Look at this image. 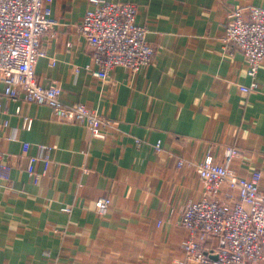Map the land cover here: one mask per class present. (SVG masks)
<instances>
[{
	"label": "crops",
	"instance_id": "obj_1",
	"mask_svg": "<svg viewBox=\"0 0 264 264\" xmlns=\"http://www.w3.org/2000/svg\"><path fill=\"white\" fill-rule=\"evenodd\" d=\"M105 1L138 6L154 61L135 74L116 67L103 82L85 69L93 50L77 26L94 6L52 0L61 25L43 38L38 80L113 124L106 138H92L48 106L6 97L0 83V153L11 166L0 178V264H179L189 237L182 210L204 192L196 163L208 153L223 163L234 147L231 171L261 170L264 187V63L260 88L242 92L248 62L223 40L232 10L264 8V0ZM179 160L190 165L179 168ZM106 197L112 204L99 215L94 204Z\"/></svg>",
	"mask_w": 264,
	"mask_h": 264
},
{
	"label": "built area",
	"instance_id": "obj_2",
	"mask_svg": "<svg viewBox=\"0 0 264 264\" xmlns=\"http://www.w3.org/2000/svg\"><path fill=\"white\" fill-rule=\"evenodd\" d=\"M94 6L78 24L79 34L92 48V65L85 69L103 82H110L116 67L133 74L152 64L156 49L148 41L149 29L137 23L138 6L132 2L89 0ZM52 0H0V83L11 99L50 107L55 116L68 123L85 125L92 138H106L113 122L83 103L68 104L62 89L42 85L35 72L38 60L45 56L42 42L46 34L55 37L61 23L53 18ZM226 47L235 46L248 62L249 85L245 93L260 88L258 73L264 63V8L245 6L232 10L225 26ZM55 64V60H53ZM1 109V105H0ZM20 109L18 112L20 113ZM33 120L25 118L24 128ZM8 126V122H4ZM141 140L137 141L139 145ZM50 150V147H47ZM162 152V144H155ZM239 150L228 147L224 162L208 153L195 169L204 184L201 200L189 202L182 210L180 224L189 237L182 242L185 260L179 264H258L264 263V187L263 172L254 170L240 177L230 169ZM190 165L179 160L178 167ZM10 163L0 153V178L8 179ZM112 200L101 198L94 204L105 215ZM64 210L72 211L71 206ZM214 240L218 246L208 247Z\"/></svg>",
	"mask_w": 264,
	"mask_h": 264
},
{
	"label": "trees",
	"instance_id": "obj_3",
	"mask_svg": "<svg viewBox=\"0 0 264 264\" xmlns=\"http://www.w3.org/2000/svg\"><path fill=\"white\" fill-rule=\"evenodd\" d=\"M208 247H212V246H209V245H208Z\"/></svg>",
	"mask_w": 264,
	"mask_h": 264
},
{
	"label": "rangeland",
	"instance_id": "obj_4",
	"mask_svg": "<svg viewBox=\"0 0 264 264\" xmlns=\"http://www.w3.org/2000/svg\"><path fill=\"white\" fill-rule=\"evenodd\" d=\"M111 77V76H110ZM138 140H136V142H137Z\"/></svg>",
	"mask_w": 264,
	"mask_h": 264
}]
</instances>
